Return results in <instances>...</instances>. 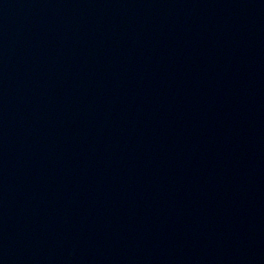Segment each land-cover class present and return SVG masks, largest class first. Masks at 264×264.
<instances>
[{
    "label": "water",
    "instance_id": "obj_1",
    "mask_svg": "<svg viewBox=\"0 0 264 264\" xmlns=\"http://www.w3.org/2000/svg\"><path fill=\"white\" fill-rule=\"evenodd\" d=\"M0 264H264V0H0Z\"/></svg>",
    "mask_w": 264,
    "mask_h": 264
}]
</instances>
